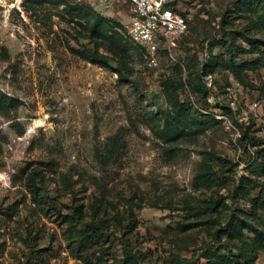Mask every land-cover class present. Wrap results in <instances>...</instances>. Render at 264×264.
Segmentation results:
<instances>
[{"label": "rangeland", "instance_id": "obj_1", "mask_svg": "<svg viewBox=\"0 0 264 264\" xmlns=\"http://www.w3.org/2000/svg\"><path fill=\"white\" fill-rule=\"evenodd\" d=\"M56 1L0 0V264H264V0H179L157 68L89 37L129 3Z\"/></svg>", "mask_w": 264, "mask_h": 264}, {"label": "built area", "instance_id": "obj_2", "mask_svg": "<svg viewBox=\"0 0 264 264\" xmlns=\"http://www.w3.org/2000/svg\"><path fill=\"white\" fill-rule=\"evenodd\" d=\"M80 4H97L106 8L129 3L130 37L144 49L146 63L160 66L162 52H171L176 41L188 29L189 17L171 5L173 0H74ZM211 84V82H210Z\"/></svg>", "mask_w": 264, "mask_h": 264}, {"label": "trees", "instance_id": "obj_3", "mask_svg": "<svg viewBox=\"0 0 264 264\" xmlns=\"http://www.w3.org/2000/svg\"><path fill=\"white\" fill-rule=\"evenodd\" d=\"M65 3H66V0H57L55 4L57 7H59L60 5L65 4ZM75 3H76V5L69 6V7L65 8V10L69 14H71V16L73 18L81 19V18L91 17L90 16L91 13H90V11H88L89 7L87 8L86 6H83V5L94 7L93 4H80L77 2H75ZM171 5H173L176 9L181 11V8L179 5V0L171 1ZM182 13L186 15V13H184V12H182ZM94 14L96 15L97 13H94ZM98 27L102 28V31L99 30ZM182 36H180V38ZM89 37H92L95 40L97 39V37L98 38L101 37L102 38L101 44L103 46H105L113 54L118 56L119 64H124L125 66H128L127 64L129 63V59H130V53H129L130 44L133 47L137 48L139 50V53H141L142 55L144 54V49L139 44H137L131 37H130L131 41H127L124 38V36L122 35V33L119 32V29L115 28L114 26H111L107 22V20H105V18L103 16H101L100 14L97 15V18H95V23H94L93 27L90 28V36ZM180 38H178L177 40H179ZM71 50L73 52H75L76 54L82 56L83 58L90 60L93 63L99 64L102 66H107L110 63V56L108 54L101 52L99 50V47H97L95 49L72 48L71 47ZM230 62H231L232 70L237 75H240V73H241L240 66L237 65L233 59H231ZM208 65H209V67H208ZM210 66H211L210 63L209 64L204 63L203 67H204L205 75L208 71H212ZM118 71H120V73H122L119 68H118ZM121 75H123V74H121ZM212 92L215 94H217L219 92V90H217V87L215 86V82L212 83V86H207V85L205 86L206 97H207L208 93L211 94ZM185 102L186 101L180 102V99L177 100V105H179L178 111H180L182 109H188V108H186V106L184 104ZM15 105L16 104L14 102H12V100L8 94L0 93V109L5 110L8 108V106H15ZM178 113L184 115V112H182V111H180ZM245 248L246 247L241 246L239 251L243 257L248 259L250 252L245 251ZM127 256H128L127 259L130 260L129 264H136V261L134 260L135 256H133L132 254H128ZM238 263H240V262L237 261V263H236L234 260H230V264H238Z\"/></svg>", "mask_w": 264, "mask_h": 264}]
</instances>
